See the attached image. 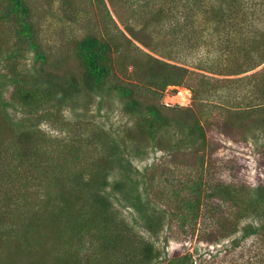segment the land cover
I'll return each mask as SVG.
<instances>
[{
  "label": "rangeland",
  "instance_id": "obj_1",
  "mask_svg": "<svg viewBox=\"0 0 264 264\" xmlns=\"http://www.w3.org/2000/svg\"><path fill=\"white\" fill-rule=\"evenodd\" d=\"M29 1H32L33 20L39 27V42L47 56L44 65L48 71L60 74L69 71L67 73L80 78L81 69L73 46L90 34L115 41L111 53V82L143 87L147 73L137 69L133 61H145V54L187 69L189 77L185 84L193 86L196 96L186 87L168 85L162 92H146L142 100L170 107H189L203 126L205 141L193 149L183 142L185 130L173 126L160 133L162 149L147 139L138 140L139 136L138 143H134L126 138L124 131L132 126L135 117L124 112L114 91L102 96L81 91L73 100L61 105L49 101L41 109L27 114L13 98L10 86L0 97V140L7 135L6 113L11 119L28 117L30 124L36 123L48 144L57 141L66 154L67 148L77 146L80 156L76 150L71 159L72 166L79 168L100 152L104 155L102 149L96 150L88 142L93 133L108 131L111 136L122 139L120 148L124 154L119 156L127 159V163L114 161L111 164L108 180L114 183L125 179L126 186L118 191L111 184L106 187V194L118 219L127 223L136 236L132 241L137 243L141 239L151 244L154 255L150 264H172V258H178L180 264H264V243L256 240L257 233H262L264 205L248 209V216L239 220L235 214L240 213L242 207L244 209L245 203L237 206L219 196L207 197L205 188L197 216L194 218L186 212L187 220L180 226L176 201V198L182 200L189 196L188 186L184 183L192 178L201 179L205 187L215 182L239 187L242 190L239 199L252 196L247 189L264 183V124H258V114L254 113L253 123V118H242L226 130L223 125V109H237L239 105L262 101L252 86L253 81L246 85V81L237 78L260 70L264 62L247 72L230 73L258 60V56L248 58L250 54L245 57V50L264 49V39L259 35L264 29V0ZM218 6H223L224 15L230 17L219 22V26L210 13ZM126 28L132 31L134 38ZM121 32L132 44L122 39ZM10 33L9 25H6L0 39L8 40V43L0 40L2 50L12 44ZM138 39L149 46L144 47ZM138 49L142 52L137 53ZM121 55L130 57L126 68L121 64ZM32 62V52L19 57L20 65L26 68ZM7 101L12 104L4 106L2 102ZM11 142L9 133L0 145ZM143 181L151 185L148 186L150 202L144 200L147 202L145 208L157 210L154 220L160 228L154 233L144 226L129 203L132 190H141ZM130 184V192L125 194ZM229 214L234 220V231L217 229L216 224ZM245 227L255 229L257 233L245 236ZM82 240L85 243L80 256L85 258L93 252V244L88 233ZM55 253L53 250L52 255Z\"/></svg>",
  "mask_w": 264,
  "mask_h": 264
},
{
  "label": "trees",
  "instance_id": "obj_2",
  "mask_svg": "<svg viewBox=\"0 0 264 264\" xmlns=\"http://www.w3.org/2000/svg\"><path fill=\"white\" fill-rule=\"evenodd\" d=\"M210 13L216 18L218 26L219 22L230 18L224 15L223 6L215 7ZM33 19L32 1L0 0V36L2 29L9 25L12 39L10 47L5 50L0 48L1 70H5H0V97L10 86L13 98L28 114L41 109L49 101L61 105L73 100L81 91L99 96L114 91L122 102L124 112L135 117L132 126L125 127L124 131L126 138L134 143L139 136L138 140L147 139L162 149L160 133L165 128L179 126L185 130L183 142L186 145L193 149L196 145H203V126L189 107H170L142 100L146 92H162L168 85L186 87L196 96L193 86L185 84L189 77L187 69L145 54V61H133L137 69L147 73L143 87L111 82V53L115 41L90 34L77 40L73 46L75 59L81 69L80 78L67 73L69 71L65 74L48 71L44 65L47 56L39 42V27ZM126 31L132 38L135 37L129 28ZM259 35L264 39V29ZM121 36L125 42L132 44L122 32ZM138 41L144 47L149 46ZM3 43L7 44L8 40ZM138 50L137 53H140L141 50ZM25 52L33 53V62L28 68L19 63V57H23ZM247 54H250L248 58L258 56V60L230 74L247 72L264 62V49L252 47L244 51L245 57ZM120 58L123 60L122 66L126 68L130 57L121 55ZM237 79L246 81V85L253 81L252 86L262 101L239 105L237 109H223L224 129L242 118H253L254 113L260 117L258 124H264V67ZM2 104L8 106L12 103L7 101ZM6 119L9 126L3 141L10 133L12 142L0 145V264H150V258L154 255L151 244L141 239L137 243L132 241L136 236L131 233L127 223L118 219L106 194V187L111 184L118 191L126 186L125 179L114 183L108 180L109 169L114 161L127 163V159L119 156L124 154L120 148L122 139L111 136L108 131L93 133L88 145L96 150L99 147L104 155L100 152L97 157L84 162L82 167L75 168L71 156H75L76 150L77 156H80L77 146L67 148V155L57 141L48 144L36 123L32 121L30 124L28 117L11 119L6 113ZM254 119H251L252 123ZM3 141L0 140V143ZM184 184L188 186L189 196L186 195L182 200L176 198L180 226L187 220L186 212L194 218L197 216L205 188L207 197L219 196L237 206L245 203L244 209L242 207L241 212L235 214L239 220L248 216V209L264 205V183L247 189L252 196L242 200L239 199L242 190L236 186L215 182L205 187L199 178L189 179ZM148 186L151 185L143 181L141 190H132L129 203L138 212L144 226L154 233L160 227L154 220L157 210L145 208V204L150 202ZM129 188H132V184L125 194H129ZM220 223L216 224L219 230L233 232L235 229L232 214ZM260 228L262 233L245 227L244 235L257 233L256 240L264 243V222ZM85 233L91 236L93 252L82 258L80 249L85 243L82 240ZM53 250L56 251L55 255H52ZM115 252L119 253L113 255ZM170 262L180 264L178 258H172Z\"/></svg>",
  "mask_w": 264,
  "mask_h": 264
},
{
  "label": "bare ground",
  "instance_id": "obj_3",
  "mask_svg": "<svg viewBox=\"0 0 264 264\" xmlns=\"http://www.w3.org/2000/svg\"><path fill=\"white\" fill-rule=\"evenodd\" d=\"M186 93H188L187 91H185Z\"/></svg>",
  "mask_w": 264,
  "mask_h": 264
}]
</instances>
